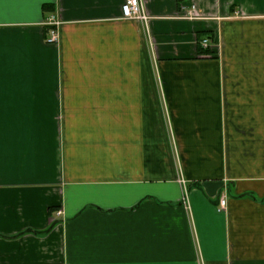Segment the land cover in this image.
<instances>
[{"label": "crops", "instance_id": "crops-1", "mask_svg": "<svg viewBox=\"0 0 264 264\" xmlns=\"http://www.w3.org/2000/svg\"><path fill=\"white\" fill-rule=\"evenodd\" d=\"M125 2L0 0V264H264V0Z\"/></svg>", "mask_w": 264, "mask_h": 264}, {"label": "built area", "instance_id": "built-area-1", "mask_svg": "<svg viewBox=\"0 0 264 264\" xmlns=\"http://www.w3.org/2000/svg\"><path fill=\"white\" fill-rule=\"evenodd\" d=\"M122 10H123V16L126 18H139L144 20L147 19L142 0H126V2L122 6ZM57 39H58V29H54L52 31V36L50 37V41H55ZM202 45L204 47H208L209 46L208 39H203ZM220 204L222 206H225L226 204L225 198L221 199Z\"/></svg>", "mask_w": 264, "mask_h": 264}]
</instances>
